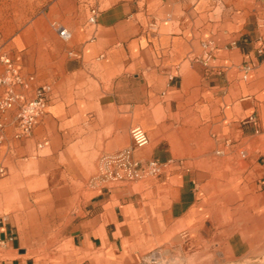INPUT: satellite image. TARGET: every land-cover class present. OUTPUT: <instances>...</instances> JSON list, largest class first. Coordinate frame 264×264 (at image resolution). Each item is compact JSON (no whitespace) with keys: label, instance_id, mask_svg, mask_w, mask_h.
Returning <instances> with one entry per match:
<instances>
[{"label":"crops","instance_id":"crops-1","mask_svg":"<svg viewBox=\"0 0 264 264\" xmlns=\"http://www.w3.org/2000/svg\"><path fill=\"white\" fill-rule=\"evenodd\" d=\"M263 21L264 2L255 0L112 3L99 12L93 34L83 28L71 46L58 50L47 114L27 138L12 139L13 127H6L0 153L8 159L36 143L54 147L55 129L58 154L71 149L78 129L100 135L106 150H118L119 134L129 137L132 125L143 122L152 129L151 146L136 150L135 157L182 169L168 173L165 180L177 177V182L169 185L170 204L159 215L168 231L187 234L180 223L193 217L196 190L207 178L193 163L215 150L211 139L224 156L240 154L252 167L264 164L263 147L253 144L264 120ZM246 138L252 139L249 152L242 149ZM110 152L100 160L102 170ZM53 169L41 168L47 184ZM7 180L0 178V184ZM99 185L95 177L88 185L91 193L50 194L63 210L78 201L69 238L73 259L82 260L72 264H143L142 244L127 223L130 199ZM14 225L0 215V264H42L22 252Z\"/></svg>","mask_w":264,"mask_h":264},{"label":"rangeland","instance_id":"rangeland-1","mask_svg":"<svg viewBox=\"0 0 264 264\" xmlns=\"http://www.w3.org/2000/svg\"><path fill=\"white\" fill-rule=\"evenodd\" d=\"M116 1L119 0H0V52L8 53L23 74H34L38 82H51L54 86L50 77H57L58 50L71 46L83 28L88 35L94 33L95 25L88 22L91 7L100 12ZM80 15L84 17L82 23ZM53 23L67 27L72 39H62ZM3 70L0 62V74ZM137 125L148 133L152 130L143 122H135L132 127ZM259 128L253 144L264 149V120ZM88 130L78 129L66 153L53 151L57 148L56 129L54 147L36 143L8 159L0 153V178L8 177L6 183L0 184V215L14 220L26 257L42 264L81 262V257L73 259L69 238L72 210L78 201H69L63 210L52 195L91 193L89 182L97 177L100 188L122 191L130 199L127 223L133 237L142 244L143 264H264V164L252 167L240 154L224 156L217 152L218 145L211 139L215 150L193 163L204 170L207 178L196 190L193 217L180 223L179 228L189 232H170L159 214L170 204L169 185L176 183L177 177L165 179L168 173L182 169L169 166L158 176L135 181L105 180L100 160L116 147L106 150L102 137H91ZM117 140L123 143L118 149L131 145L130 131L129 137L119 134ZM251 140L246 138L242 149L249 152ZM150 146L151 139L146 147ZM44 166H55L51 184L41 173Z\"/></svg>","mask_w":264,"mask_h":264},{"label":"built area","instance_id":"built-area-1","mask_svg":"<svg viewBox=\"0 0 264 264\" xmlns=\"http://www.w3.org/2000/svg\"><path fill=\"white\" fill-rule=\"evenodd\" d=\"M98 14L97 7L90 8L89 24H96ZM53 25L62 39L66 41L71 39L72 32L67 27L57 23ZM260 51L263 52V49ZM0 62L4 65V70L0 74L1 143L5 140L4 130L9 125L13 127L14 140L33 133L48 112L54 86L51 82H38L34 74H23L20 66L6 52H0ZM250 70V66L244 68L246 73ZM130 133L131 145L107 153L103 157L102 175L105 180L128 182L155 177L160 175L169 164L154 157H135V151L145 148L150 143V137L147 130L140 125L133 126Z\"/></svg>","mask_w":264,"mask_h":264},{"label":"water","instance_id":"water-1","mask_svg":"<svg viewBox=\"0 0 264 264\" xmlns=\"http://www.w3.org/2000/svg\"><path fill=\"white\" fill-rule=\"evenodd\" d=\"M22 252H24V250H22Z\"/></svg>","mask_w":264,"mask_h":264}]
</instances>
